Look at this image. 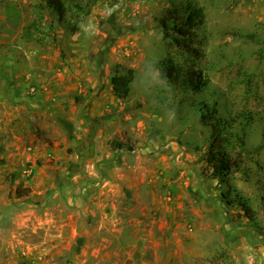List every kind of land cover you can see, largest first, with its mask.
Wrapping results in <instances>:
<instances>
[{"label":"rangeland","instance_id":"374dc122","mask_svg":"<svg viewBox=\"0 0 264 264\" xmlns=\"http://www.w3.org/2000/svg\"><path fill=\"white\" fill-rule=\"evenodd\" d=\"M188 1L206 14L204 56L194 60L160 24ZM66 9L61 23L47 0H0V264H264V0H73ZM168 58L202 70L207 86L173 85ZM129 71L121 100L111 81ZM71 91L75 103L99 98L108 110L88 124L107 138L97 149L94 130L85 147L110 155L95 170L110 163L112 178L84 216L57 189L70 161L55 172L56 159H34L30 148L17 160L14 151L18 137L63 138L57 119L61 133L41 129L55 122L38 101H63L68 113ZM206 106L216 113L204 119ZM216 119L233 125L230 151L241 155L225 182L206 177ZM211 192L223 206L203 213L200 194ZM237 199L248 213L230 204Z\"/></svg>","mask_w":264,"mask_h":264},{"label":"crops","instance_id":"0c3cea01","mask_svg":"<svg viewBox=\"0 0 264 264\" xmlns=\"http://www.w3.org/2000/svg\"><path fill=\"white\" fill-rule=\"evenodd\" d=\"M70 88L71 87L68 86L67 90L69 91ZM64 89H66V87H64ZM75 92L76 91H71V108L70 112L68 113L65 111V108L63 109V101H59L58 103H53L46 100L38 101V106L47 108L44 114L48 117V119H52L54 120V122L55 119H57V122L63 123L65 125V129L63 130V132L65 131V134H63V138L55 140L57 138L48 135L46 139L42 138L41 140L35 141L33 140L32 136L18 137L14 144V151L17 152V154H15L17 156V160H22L27 157L31 158V154H33L34 159L40 158L47 162H52V159H56V162H52L53 166H50L55 172L59 170V163H61L59 159H61V161H70L71 165L69 169L66 166L64 168L63 165L61 166L63 168L61 170L66 171L62 174V178L57 184V189L59 190V193L66 198L68 203L71 204L75 211L80 212L84 216L85 214H87L86 212L88 210V199L98 189H101L102 187H105L108 183H110V180L112 178L111 174L113 171L110 170V163H104L105 166H103L102 168L98 167L95 170V165L97 164L96 162L102 163V160H104V158H106V161H109L110 155H107V157L99 156L98 154L93 155L95 145L91 148L85 147L93 138L94 130L97 131V133L95 134V137L98 138H95L96 143L98 142V144L96 145L97 149L99 143L101 142L100 139L107 138V135L104 131L99 132L98 129H96V124H94L95 126L93 129L88 126L89 123H93V121L97 117L101 116L103 112L108 111L104 108L105 103L98 98V100L94 104L90 101H88L85 106L77 104L75 103ZM81 92V90H77V96ZM82 112L83 117H85L86 124L84 123V121H82ZM69 114L70 116H68ZM56 124L57 123L55 122V126L52 127V123L50 122L41 126V129L45 132L54 134L56 132L61 133L58 131V124ZM29 128H32V126L30 127L29 125L26 130L28 131ZM70 128L71 130L67 132V129ZM109 131L111 130L109 129ZM117 132L118 129L114 132L111 131L112 134H116ZM28 133L31 134V132ZM74 135L77 137L76 143L75 139L72 137ZM71 137L73 146L71 147L72 149L70 151V144L68 143V139H70ZM61 144H63L64 146H61ZM30 148H34V151L33 153L28 154L27 149L29 150ZM84 165L87 168H84ZM44 167L47 170V165ZM89 167L93 168V170L88 169ZM42 169L37 168L36 175H42ZM86 172H89L90 176H93L91 177L94 179L93 182H91V179H88L89 177ZM213 195L214 194H212V192L206 195L200 194L202 198H199V206L203 213H210V210L214 211L215 209L219 212V210L222 208L223 203L216 201V199L214 198L212 199Z\"/></svg>","mask_w":264,"mask_h":264},{"label":"trees","instance_id":"16d2710c","mask_svg":"<svg viewBox=\"0 0 264 264\" xmlns=\"http://www.w3.org/2000/svg\"><path fill=\"white\" fill-rule=\"evenodd\" d=\"M49 7L57 12L61 23H65L67 16L66 4L71 0H47ZM74 5V2L72 3ZM160 24L166 34H172L171 44L181 55L198 59L204 56L198 46V32L206 25V14L203 7L188 1L167 10L161 18ZM163 72L168 80L175 86H181L185 90L201 91L207 86L202 70L191 67L187 68L184 64L177 63L175 60L168 58L163 61ZM134 81V74L129 71L124 75H117L112 78V87L114 95L121 100H126L130 96L131 85ZM216 109L205 107L202 110V118L213 117ZM212 125L209 137L205 162L207 164V178L225 182V178L233 170L240 166V154H233L230 150L233 138L237 133H233V125L221 124V119ZM225 122V121H224ZM225 132V133H224ZM224 133V134H222ZM231 205L239 206L244 213H248V206L244 199L230 201ZM84 239H79L80 246Z\"/></svg>","mask_w":264,"mask_h":264},{"label":"built area","instance_id":"2783aa9c","mask_svg":"<svg viewBox=\"0 0 264 264\" xmlns=\"http://www.w3.org/2000/svg\"><path fill=\"white\" fill-rule=\"evenodd\" d=\"M26 173L30 174V173H31V171L27 170V171H26Z\"/></svg>","mask_w":264,"mask_h":264}]
</instances>
